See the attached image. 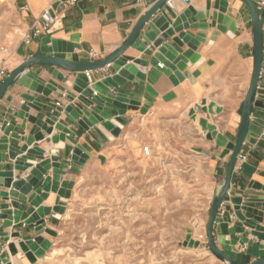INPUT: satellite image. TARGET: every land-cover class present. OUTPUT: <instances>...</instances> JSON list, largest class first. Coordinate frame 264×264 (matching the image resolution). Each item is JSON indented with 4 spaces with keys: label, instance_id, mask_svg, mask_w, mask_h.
<instances>
[{
    "label": "water",
    "instance_id": "obj_1",
    "mask_svg": "<svg viewBox=\"0 0 264 264\" xmlns=\"http://www.w3.org/2000/svg\"><path fill=\"white\" fill-rule=\"evenodd\" d=\"M57 1L52 5L55 10L60 2ZM172 0H156L146 13L138 20L127 38L121 46L116 49L110 56L98 61L80 63L76 55L71 54L70 46H59L56 42H51L50 47L45 44L49 42L48 38L41 41V56L30 57L21 65L8 73V76L0 83V100L5 95L9 87L18 79L19 83L25 82L30 91L47 98L51 92L57 91V85L54 81L43 82L37 78V75L30 70L31 66L48 67V74L59 82L64 77L57 73L56 68L64 69L71 74H75V86L73 90L78 93L77 101L73 106H67L64 110L57 109L54 105L46 103L44 100H37L31 95H24L25 103L22 109L18 111L14 119L5 121L1 126L4 138L0 139V187L7 191L0 190V237L18 238L19 232L5 233L4 228L12 225L23 223L29 229H34L37 237L34 239L26 238V244L20 243L21 250L31 259L32 251L39 257L48 249V242L41 239L39 234L44 228L45 216L51 215L52 212H58L55 207H40L43 200L46 199V193L50 190L55 191L57 183L60 180L62 170L68 162L74 165H82L90 159L91 155L85 149L78 145L74 137H79L80 133H86L90 128L100 133L105 140L118 137L125 123L121 120L126 110L139 111L145 113L144 108H139L141 94L130 89H126L127 83L135 87L143 88L145 99L151 101L155 93L149 85L145 84L146 75L139 73L136 65L142 68L148 66L147 61L133 59L123 56V53L130 47L152 56L151 68L147 71V76L154 82L161 73H165L171 82L181 81L188 74L184 72L185 59L191 57V51L195 50L205 37L208 28L207 19L209 18V3L206 4L204 13L194 14L191 9L175 17L170 7ZM243 6H246L250 12L252 21V74L247 94L242 101V112L240 125L234 141H229L226 137L219 134L213 125L207 123L208 110L196 107V111H202L206 118L196 119L200 131L206 132L208 140L214 139L217 146L226 147L230 150V159L228 162L226 175L220 193L212 200L209 211V218L205 227L206 245L211 254L218 258L223 264H264V228L257 225V222L264 219L263 213L252 211L255 204H259L256 197H247L241 207L233 208L232 214L236 217L231 228H228L231 222L230 209L228 207L221 211L223 203L229 201L228 190L231 183V177L236 165L237 156L245 141L254 143L255 139L260 137L264 124L258 120L252 119L254 111L256 114L264 116V87L259 86L260 74L263 60V15L258 12L255 4L251 0H240ZM214 9L218 10L212 18L216 21V27L221 32L234 31L231 26V18L224 15L228 7L227 0H215ZM174 18L172 29H167L169 20ZM148 26L150 30L143 31ZM59 27L58 21L51 27L54 31ZM182 30H197L195 35L191 33H182ZM174 32L179 33L177 37H172ZM232 36V35H231ZM169 42V43H168ZM186 44L188 51L182 52L181 47ZM149 46V49H146ZM157 50L153 54V51ZM153 54V55H152ZM131 62L133 64H129ZM158 62L164 65L165 69L158 67ZM112 65L113 74L105 77L99 82H95L91 88L87 87L91 77L88 78L85 72L101 70ZM29 79L32 83H29ZM96 93L93 95V93ZM73 100V95L68 96ZM149 104V103H147ZM44 106L51 109L49 113H44L42 117L36 118L25 116L26 108H34L41 112ZM64 114L69 123L60 120L61 114ZM20 120V123L17 122ZM29 124L28 135L24 143L15 147L9 145V138L14 142H20L24 136L26 125ZM58 131L57 135L49 138V141L56 144L58 141L68 140L72 145H64L63 162L58 163L56 149H48L49 159H43L45 151L33 144L43 139L41 131L50 135L53 128ZM30 148V149H28ZM21 155V157L19 156ZM39 159L36 163L34 160ZM33 166V168H31ZM7 167V169H6ZM28 168L31 176L26 180L18 173L25 172ZM245 168V165L242 166ZM52 170L51 177H43L46 171ZM17 176V177H16ZM67 191H60L61 196L68 198L69 189L72 183H63ZM254 189H262L258 185H253ZM32 192L28 197L27 195ZM63 204V203H62ZM26 205L29 206L25 209ZM242 210L244 213H242ZM242 235L237 237L236 235ZM251 236L253 240H249ZM190 246L197 248L199 242L191 240L190 233L187 236ZM41 249H38V245ZM9 253L14 256L16 249L13 245L8 244ZM251 258H254L251 261ZM0 264H11L7 254L0 247Z\"/></svg>",
    "mask_w": 264,
    "mask_h": 264
},
{
    "label": "crops",
    "instance_id": "obj_2",
    "mask_svg": "<svg viewBox=\"0 0 264 264\" xmlns=\"http://www.w3.org/2000/svg\"><path fill=\"white\" fill-rule=\"evenodd\" d=\"M12 1L15 7L16 21L23 32H25L31 23H40L39 16L44 8L61 0ZM155 1L78 0L72 7L66 9L61 14L58 20L59 27L56 30L31 39L29 44H26L22 38L17 39L15 46L12 48L14 50L11 52L10 58L1 57L0 62L5 64L9 73L26 59L41 56V41L45 38L49 40L45 44L46 47H50L53 41L59 46H70L72 48L71 54L76 55L80 63L105 59L121 46L138 20ZM214 1L190 0L187 5L180 3L179 0H172L170 2V7L175 17H178L189 9L194 14L204 13L206 11V4L209 3L210 6L209 18L207 19L208 28L206 29L205 37L196 49L191 51V57L185 59L184 72L188 74L187 77H184L181 81L176 80L174 84L165 73H161L160 77L153 82L147 76V71L152 67L150 62L152 56L145 55L144 52L130 47L123 53V56L149 63L145 68L137 65L136 68L139 73L146 75L145 84L151 87L156 96L148 102L144 97L145 92L143 88L135 87L130 83H127L125 88L142 95L139 100V108L145 109V117H156L161 122L173 120L169 117L174 113H177L178 118L188 114L191 117H196V119H204L206 115L202 111H196L195 108H206L208 110L207 123L213 125L216 131L229 141H234L240 125L242 101L247 94L252 74V21L248 8L243 6L240 0H227L228 7L224 15L231 18V26H233L234 31L231 34H228L230 32L224 33L219 31L216 27L215 19L212 18L213 14L218 13V10L214 9ZM21 7H25L26 10H22ZM174 21L175 19L170 17L167 29H172ZM148 30H150L148 26H145L143 29V31ZM182 33L195 35L197 30H182ZM178 35L179 33L174 32L172 37H177ZM262 37L264 51V31ZM146 49H149V46ZM188 50L186 44L181 47L182 52ZM156 51L154 50L153 54ZM128 63L133 64L131 62ZM157 64L158 67L160 65L162 69H165L161 62ZM29 69L44 83L49 80L56 83L57 91H61L66 95V98L63 100L64 106H73L76 103V97L79 94L73 90L76 79L75 74L56 68L57 73L64 77V80L59 82L47 73L48 67L31 66ZM261 73L259 86L263 88L264 63H262ZM112 74V65L101 70L89 72L91 81H89L87 87L91 88L95 82H99ZM28 81L32 83L31 79ZM24 95H31L35 99L44 100L50 105H54L62 97L61 94L53 91L47 98H44L34 91H30L25 82L21 84L17 79L0 100V139L4 138L1 131L2 124L5 121L14 119L18 111L22 109V105L25 103L23 100ZM69 95H73L75 98L71 100L68 97ZM50 111L51 109L47 106H44L41 112H37L34 108H26L25 116L39 118L44 113H49ZM139 117H143L139 111L126 110L125 114L121 116V120L125 125L118 136L119 139L124 140L129 135ZM251 118L264 124V116L258 115L254 111ZM60 120L70 124L63 113L60 116ZM17 122L20 123V120H17ZM196 124L194 120L189 124L185 123L182 128H178V131L180 134L179 142L189 146V153L196 161L195 174L208 187L206 192L207 201L205 203L207 204V212L200 214L201 220L198 223L199 233L203 234L208 222L211 202L221 191L231 152L226 147L217 146L214 139L208 140L206 132L200 131ZM29 128L30 125L27 124L24 136H22L19 143L9 138V145L15 147L21 146L28 135ZM52 128L53 130L50 135L41 131L43 139L35 142L33 147L37 146L45 151L43 159H49L50 155L47 154L48 149H56L58 151V163H62L64 157L62 147L72 144L68 140L64 142L58 141L56 144L49 141L50 137L58 134L55 126H52ZM260 131H264V127ZM251 139H255L253 144L245 141L241 148V153L246 156V160L239 169H234L227 194L229 201L223 203L221 206L220 212L225 210L226 207L230 209L231 222L228 228H231L233 223L237 221L236 217L232 214L233 208L241 207L247 197L253 196L258 199L259 204L256 203L252 211L263 213L264 215V191L253 188V185L264 188V137H251ZM74 140L91 157L97 151H100L101 146L105 143L103 136L92 128L86 133H80V136L74 137ZM19 156L21 157V155ZM34 161L36 163L40 162L39 159H35ZM84 164L74 165L68 162L62 170L61 176H65L63 181H66L68 176L77 173ZM243 165H245V168H242ZM31 168H28L23 173L15 171L14 175L20 174L27 180L31 177L28 174ZM51 175L52 170L50 169L46 171L43 177H51ZM0 190L7 191V189L1 187ZM46 196L47 198L41 202L40 207H53L55 194L49 191L46 193ZM0 203H2L1 198ZM28 208L29 206L26 205L25 209ZM240 211L244 213L242 210ZM51 218L50 215L42 218L49 228L53 226ZM202 225L204 228H201ZM257 225L264 228V219L257 222ZM3 231L5 233L17 231L22 237L33 235V230L27 228L23 223L4 228ZM236 236L242 237L240 234ZM41 239L45 241V239ZM248 239L253 240L251 236H248ZM14 243L15 239L11 237H0V247L4 252H6L8 244L13 245ZM261 244L264 245V242L262 241ZM253 260L254 258H251V261ZM10 261L11 264L28 263L26 259H14L12 257Z\"/></svg>",
    "mask_w": 264,
    "mask_h": 264
},
{
    "label": "rangeland",
    "instance_id": "obj_3",
    "mask_svg": "<svg viewBox=\"0 0 264 264\" xmlns=\"http://www.w3.org/2000/svg\"><path fill=\"white\" fill-rule=\"evenodd\" d=\"M22 33L13 1L0 0V58H10ZM142 115L124 140H105L77 173L66 181L60 175L50 190L59 211L39 234L49 244L43 255L32 251L27 258L19 246L37 237L32 228V236L13 238L14 256L27 264H223L209 251L205 231L199 233L208 187L195 174L189 146L179 142L178 128L193 117L174 113L161 122ZM145 145L149 157L141 154ZM64 182L72 183L68 198L60 194Z\"/></svg>",
    "mask_w": 264,
    "mask_h": 264
},
{
    "label": "built area",
    "instance_id": "obj_4",
    "mask_svg": "<svg viewBox=\"0 0 264 264\" xmlns=\"http://www.w3.org/2000/svg\"><path fill=\"white\" fill-rule=\"evenodd\" d=\"M78 0H65L64 2H60L59 6L53 10L52 5L47 6L46 8L43 9V11L40 13L39 19L40 23L33 22L27 29V31L22 33V40L26 43L29 44L31 39L33 38H38L42 35H45L48 33L49 30H51V27L59 20L61 14L68 8L72 7ZM140 1V0H138ZM258 12H262L263 15V27L262 30L264 31V0H251ZM180 3L187 5L190 0H179ZM22 10H26L25 7H21ZM14 49H11V52H13ZM6 51V50H4ZM264 52V51H263ZM262 63H264V55H263V60ZM159 68H162L159 65ZM262 74V73H261ZM260 74V78H261ZM85 75L90 78L89 72H85ZM8 76V70L7 67L5 66L4 63L0 62V83L3 82V80ZM96 93L94 92L93 95ZM66 98L65 94H62V97L60 101L56 102L54 104V107L57 109L64 110L66 106H64L63 100ZM260 137H264V131L261 132ZM151 149L149 146L145 145L141 148V154L144 157H149L150 156ZM246 160V156L243 155L240 151V153L237 156V161L234 169H239Z\"/></svg>",
    "mask_w": 264,
    "mask_h": 264
},
{
    "label": "bare ground",
    "instance_id": "obj_5",
    "mask_svg": "<svg viewBox=\"0 0 264 264\" xmlns=\"http://www.w3.org/2000/svg\"><path fill=\"white\" fill-rule=\"evenodd\" d=\"M49 151V150H48ZM20 254H18V255H16V256H11L12 258H14V259H19L20 258Z\"/></svg>",
    "mask_w": 264,
    "mask_h": 264
}]
</instances>
